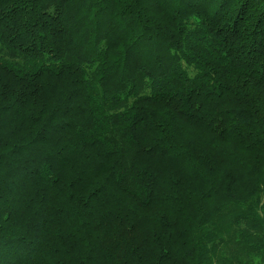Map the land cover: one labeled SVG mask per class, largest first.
<instances>
[{"label": "trees", "instance_id": "trees-1", "mask_svg": "<svg viewBox=\"0 0 264 264\" xmlns=\"http://www.w3.org/2000/svg\"><path fill=\"white\" fill-rule=\"evenodd\" d=\"M0 264H264V0H0Z\"/></svg>", "mask_w": 264, "mask_h": 264}]
</instances>
